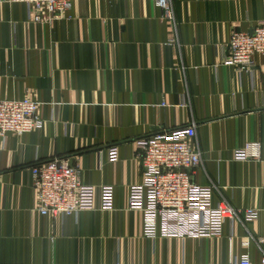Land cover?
I'll use <instances>...</instances> for the list:
<instances>
[{
    "label": "crops",
    "instance_id": "0c3cea01",
    "mask_svg": "<svg viewBox=\"0 0 264 264\" xmlns=\"http://www.w3.org/2000/svg\"><path fill=\"white\" fill-rule=\"evenodd\" d=\"M171 1L173 21L156 0H78L57 21L0 3V100L33 99L45 121L0 136V264L261 261L264 162L233 153L264 142V57L241 73L223 58L234 32L264 20V0ZM193 123L191 144L203 154L193 182L214 187V206L257 208L260 218L226 220L221 238L146 239L142 213L128 208L129 188L143 182L134 143ZM55 157L78 166L82 185L113 186V209L97 201L91 211L42 216L31 167Z\"/></svg>",
    "mask_w": 264,
    "mask_h": 264
},
{
    "label": "built area",
    "instance_id": "2783aa9c",
    "mask_svg": "<svg viewBox=\"0 0 264 264\" xmlns=\"http://www.w3.org/2000/svg\"><path fill=\"white\" fill-rule=\"evenodd\" d=\"M77 1L0 0V3L26 4L36 21L42 16L32 14L33 11L44 9L47 21H57L63 19ZM156 5L163 18L174 20L171 0H156ZM225 49V65L235 67L240 73L251 70L253 57H264V20L259 21L251 32H234ZM39 106L40 103L30 98L0 100V136L43 129L45 121L39 116ZM196 132L193 123L134 143L143 168V182L129 188L128 208L142 213L143 237L146 239L221 238L226 220L257 222L260 218L261 210L257 208L239 211L227 202L214 206V187L193 182L194 169L203 163L202 152L191 144ZM108 155L109 161L116 163L118 148L110 147ZM233 158L239 162H264V142L247 143L234 150ZM79 174L78 166L67 157H55L31 167L37 210L42 216L66 217L91 211L97 201L100 210L113 209L114 187L82 185ZM228 264H264V253L258 263L252 262L248 255H230Z\"/></svg>",
    "mask_w": 264,
    "mask_h": 264
}]
</instances>
